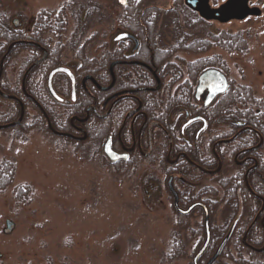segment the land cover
I'll list each match as a JSON object with an SVG mask.
<instances>
[{
	"label": "flooded vegetation",
	"instance_id": "flooded-vegetation-1",
	"mask_svg": "<svg viewBox=\"0 0 264 264\" xmlns=\"http://www.w3.org/2000/svg\"><path fill=\"white\" fill-rule=\"evenodd\" d=\"M156 1L117 0V34L98 45L107 50L89 55L66 46L71 60L62 41L72 34L53 39L50 20L45 35L36 20L25 30L13 22L12 41H0V102L10 104L0 110V134L22 128L16 139L25 142L36 132L56 148L90 154L116 175L150 168L159 175V202L165 194L177 246L183 248L180 233L197 241L191 264L206 239L196 264H264V116L244 114L245 86L229 79L219 56L208 55L220 48L209 36L225 33L206 27L220 22L192 8L204 1L217 11L228 0H172L165 9ZM242 2L258 11L263 0ZM169 21L183 34L173 35ZM198 39L209 48L179 49ZM13 64L11 84L6 69ZM210 71L225 78L223 92L213 76L198 90ZM11 107L14 114L5 116Z\"/></svg>",
	"mask_w": 264,
	"mask_h": 264
},
{
	"label": "rangeland",
	"instance_id": "rangeland-1",
	"mask_svg": "<svg viewBox=\"0 0 264 264\" xmlns=\"http://www.w3.org/2000/svg\"><path fill=\"white\" fill-rule=\"evenodd\" d=\"M0 1L11 28L17 22L25 30L40 14L54 27L63 12L59 24L65 30H59L58 37L71 35L75 28L67 4L86 5V0ZM90 1L99 10L95 16L103 17L89 19L85 29L82 43L89 55L115 37L121 13L117 0ZM171 2L157 0L156 5L165 9ZM258 11L247 21L211 23L205 33L239 35V47L243 45L239 51L212 48L208 55L219 56L229 79L248 88L264 108V0ZM93 35L99 41H91ZM62 42L67 59H74L66 52L67 41ZM15 67L6 69L11 84L16 80ZM7 105L0 102V110ZM8 136L0 134V164L13 163L15 174L9 188L0 192V264H191L197 241L185 233H180L184 257L166 260L175 226L165 194L164 204L159 202V175L150 168L116 175L103 161L92 162L90 154L78 156L56 148L36 132L28 134L25 142ZM15 187H27L22 189L24 202L15 199Z\"/></svg>",
	"mask_w": 264,
	"mask_h": 264
},
{
	"label": "trees",
	"instance_id": "trees-1",
	"mask_svg": "<svg viewBox=\"0 0 264 264\" xmlns=\"http://www.w3.org/2000/svg\"><path fill=\"white\" fill-rule=\"evenodd\" d=\"M140 1L142 2V4L148 2V0H140ZM70 2L71 3L67 4L68 5V11H69L68 13L70 14V19L72 18V20L75 21V28L72 32V35L75 37L71 38L70 40H72V41H69L66 44H67L68 48H70L71 50L81 52V51L86 50L85 42L82 43V40H84V35H85V31H86L85 29H87V27L90 24L89 19L95 18L97 20H101V18L103 16H100L99 14H98V16H95V14L99 12V10L96 9L97 7H95V5H93V2L90 0H86L87 6L82 5V4H77V3H74L72 1H70ZM135 11H134V15L136 13ZM62 14H63V12H61L57 16L56 22L54 23V27L51 26V28L53 27L54 30L56 31V32L53 31V33H55L56 36L61 33V32H59V30L61 29L60 26H62V25L59 24L60 23L59 20L62 19ZM164 16L166 18L170 17V16H167V13H165ZM119 17H120V15H119ZM48 20H49L48 17H44L41 14L37 17L36 23H38V25H36V27L40 29L39 35H45L46 34L45 31L49 30L48 29V25H49ZM117 20L119 21V18ZM168 24H171V26H173V31H172L173 35L183 34V32L179 28L175 27V22H172V21L167 22L165 24L166 28L169 26ZM120 26H121V28H124L123 23H121ZM15 34L16 33L13 31V29L11 28V25L9 24V18L6 15V13L3 12L2 7H1V3H0V41L5 42V45H7V44H9L10 41H12L11 38ZM19 34L21 35V33H19ZM57 38H60V37L57 36ZM209 38L213 42V44H212L213 47L219 46L221 50L226 49V50H228V52L239 51L240 48L242 49V47H243V45H242V47L241 46L239 47V45H241V43H240L241 38L239 37V35L238 36H229L226 34H222L221 38H223V40L225 42L222 41L221 38L216 39L213 36H209ZM236 40H238V42ZM102 44L103 43H101V45ZM209 46L210 45H208L206 42L198 39V40L193 41L191 45L190 44L187 45V47L185 49H182V48H179V49L180 50L193 49L195 51H198V50H203L205 48H209ZM98 50L106 51L107 48L104 49L103 46H100L98 48ZM105 57L108 58V55H106ZM108 61L109 60H107L106 62L103 63L105 70H106V66L108 64ZM242 95H243L242 101H243L244 108L249 109L248 111L244 112V114H252L253 110L255 109V110H259L261 112V116L264 115L263 114L264 108L261 106L259 101L254 100L252 98V95L250 93V90H248V88H246V87L242 88ZM12 113L14 114L13 108L11 107L10 112L8 114H6L5 116H11ZM38 129H40V128H38ZM23 131L24 130H22V128H17L15 131L16 134L12 131L10 137L16 139V138H18L17 137L18 133L23 132ZM0 133H2V132H0ZM14 172H15V168H14L13 163L2 162L0 164V192H3L7 188H9V186L12 184L13 177L15 174ZM22 189L25 190V189H27V187H19V188L15 187V188H13V193H14L15 199H17V200L20 199V201L24 202L25 200H24L23 196H21V194L24 193L23 195H25L26 192L23 191V193H22ZM176 239L177 238L172 235L171 242H169L170 243L169 250H168L167 255H166V260L168 262H171V261L177 260L181 257H184L183 248H182V246L181 247L177 246Z\"/></svg>",
	"mask_w": 264,
	"mask_h": 264
},
{
	"label": "water",
	"instance_id": "water-1",
	"mask_svg": "<svg viewBox=\"0 0 264 264\" xmlns=\"http://www.w3.org/2000/svg\"><path fill=\"white\" fill-rule=\"evenodd\" d=\"M118 2L123 5L122 0H118ZM188 4V1H187ZM189 5V4H188ZM192 7V6H190ZM195 10H198L201 14V16L206 19V20H213V21H218L220 23H226L230 20H243L246 16L250 15V16H258L259 15V11H257V9H253V10H248L246 8L245 2H242V0H228L225 2V4L220 7L219 9L216 10H210L209 8L206 7L205 2L203 1L202 3H200V5L196 8L192 7ZM220 77L222 79L223 82V89L221 90V92L224 91V89L227 87V83L225 81V78L221 75H219L217 72H207L204 75H202L201 79H200V86L198 88L201 89L204 85H205V80L210 78V77ZM106 150V149H105ZM107 157H109V159L114 160L116 158V156H114L113 153H110V151L106 150L104 152ZM7 229H10V223L7 222ZM208 237V235H207ZM207 243V239L206 242L204 244V246L202 247V249L200 251H198V253L196 254V256L193 259V264H196V261L198 259V257L203 253V250L205 249Z\"/></svg>",
	"mask_w": 264,
	"mask_h": 264
},
{
	"label": "snow or ice",
	"instance_id": "snow-or-ice-1",
	"mask_svg": "<svg viewBox=\"0 0 264 264\" xmlns=\"http://www.w3.org/2000/svg\"><path fill=\"white\" fill-rule=\"evenodd\" d=\"M122 2H123V0H122Z\"/></svg>",
	"mask_w": 264,
	"mask_h": 264
}]
</instances>
